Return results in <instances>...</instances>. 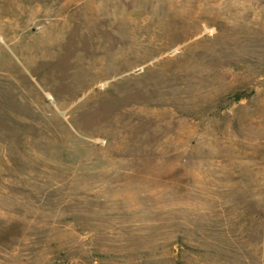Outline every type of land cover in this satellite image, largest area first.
Returning a JSON list of instances; mask_svg holds the SVG:
<instances>
[{"label": "rangeland", "instance_id": "1", "mask_svg": "<svg viewBox=\"0 0 264 264\" xmlns=\"http://www.w3.org/2000/svg\"><path fill=\"white\" fill-rule=\"evenodd\" d=\"M0 264H264V0H0Z\"/></svg>", "mask_w": 264, "mask_h": 264}]
</instances>
